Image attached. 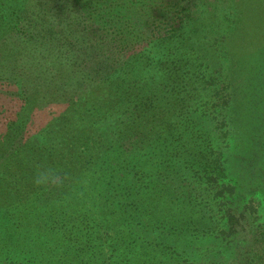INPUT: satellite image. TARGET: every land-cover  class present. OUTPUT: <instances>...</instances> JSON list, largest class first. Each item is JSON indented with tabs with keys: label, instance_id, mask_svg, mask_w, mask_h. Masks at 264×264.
I'll return each mask as SVG.
<instances>
[{
	"label": "trees",
	"instance_id": "obj_1",
	"mask_svg": "<svg viewBox=\"0 0 264 264\" xmlns=\"http://www.w3.org/2000/svg\"><path fill=\"white\" fill-rule=\"evenodd\" d=\"M207 12L206 0H0V264H193L156 256L170 231L142 208L193 174L227 177L197 114L228 90ZM215 196L228 199L224 238L247 232L254 200L230 183ZM252 235L240 264H264V224Z\"/></svg>",
	"mask_w": 264,
	"mask_h": 264
},
{
	"label": "rangeland",
	"instance_id": "obj_2",
	"mask_svg": "<svg viewBox=\"0 0 264 264\" xmlns=\"http://www.w3.org/2000/svg\"><path fill=\"white\" fill-rule=\"evenodd\" d=\"M206 2L208 19L200 29H207L212 44L215 35L224 33V65L220 61L217 68L223 67L228 90L221 92L218 107L215 102L200 104L197 114L200 128L209 134L214 148L223 151L227 177L216 184L194 174L189 180L181 179L170 184L174 199H166L163 192L148 194L142 215L145 225L166 229L164 236L170 231L169 243L156 256L166 252L171 258L179 252L193 264H240L253 246V231L264 224V0ZM217 23L224 25L220 28ZM15 65L16 61L12 67ZM223 97L224 104L225 100L229 103L224 105V125L215 112ZM229 183L237 187L244 205L254 200V208H248L247 232L225 239L228 199L222 201L215 195Z\"/></svg>",
	"mask_w": 264,
	"mask_h": 264
}]
</instances>
